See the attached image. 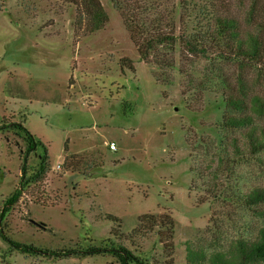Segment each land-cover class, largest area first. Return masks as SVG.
<instances>
[{"label":"rangeland","instance_id":"rangeland-1","mask_svg":"<svg viewBox=\"0 0 264 264\" xmlns=\"http://www.w3.org/2000/svg\"><path fill=\"white\" fill-rule=\"evenodd\" d=\"M98 1L107 20L89 32L68 0H0V124L19 121L41 144L25 176L46 153L43 176L25 184L2 232L46 249L121 245L143 264H186L187 250L195 264H264L239 256L240 241H260L264 229V202L244 201L264 189V107L246 110L258 150L247 127L221 125L239 113L221 93H238L240 79L247 97L264 102V64L257 71L222 58L213 22L228 14L264 36V13L250 17L251 0H155L174 6L175 34L212 30L217 42L205 55L176 42L166 65L163 50L140 60L119 12ZM179 1L194 7L197 22ZM23 148L15 130H0V208L18 186ZM163 215L172 230L160 227ZM0 264L119 263L110 254L20 253L0 239Z\"/></svg>","mask_w":264,"mask_h":264},{"label":"trees","instance_id":"trees-1","mask_svg":"<svg viewBox=\"0 0 264 264\" xmlns=\"http://www.w3.org/2000/svg\"><path fill=\"white\" fill-rule=\"evenodd\" d=\"M75 4L78 9V15H84L87 18V31L91 32L101 28L107 20V15L103 11L98 0H68ZM112 6L119 12L123 25L128 33V36L134 44L138 57L140 60H150L152 54L163 50L161 57L158 61L171 65V58L162 57L166 51H171L176 42H178L182 49L190 54L205 55L209 47L216 45L212 30L203 31L202 34L198 33H174V25L172 23V13L174 6L169 8H161L160 4L155 0H109ZM180 9L185 13H191L192 19L197 22V14H195L194 7L191 11L188 7L183 5V1H179ZM80 4V5H79ZM261 11L264 13V0H251L250 10L248 14L252 16L251 12ZM76 14V15H77ZM180 17V15H179ZM213 22L217 28V32L222 36L221 46L223 48L222 58H227L236 61L240 68L255 67L257 71L263 68L264 64V36L255 30L243 29L240 30L236 19L228 14L215 15ZM259 25V24H258ZM260 28L258 27V30ZM238 93L222 92V99L225 106L237 110L239 113L227 114L221 117L222 127L228 128H243L247 127L246 137L248 139L249 147L252 151L261 148L263 142L254 136L253 131L249 125L252 122L251 114L246 110L260 109L264 107L262 98L257 95L247 97L246 84L244 78L238 81ZM249 103H247V101ZM13 129L21 135L24 148L19 155V181L18 186L3 200L0 208V222L6 212L9 210L12 203L18 198L25 184L30 179L41 178L45 172V151L42 154V159L38 167L33 173L26 175V160L28 154L34 151L37 145H41L39 141L34 140L31 132L19 121H11L8 123H1L0 130ZM236 148V145H235ZM244 201L249 205H254L259 202H264V189H252L245 197ZM108 217H111L108 215ZM145 218L152 221V215H144ZM160 227L167 230H172V220L166 216H159ZM160 239L163 238V233L158 232ZM0 239L6 242L12 249L20 253L35 254L42 253L52 256H89L98 254H110L118 260L119 264H143L136 256H134L127 248L121 245L102 244V245H86L84 247H76L70 249H46L36 247L31 244L18 242L7 237L0 228ZM166 247L163 239L161 240ZM240 261H255L256 259L264 258V229L260 231V241L250 244H244L240 241L239 250ZM195 257L192 256L191 251L187 250V263L195 264Z\"/></svg>","mask_w":264,"mask_h":264},{"label":"built area","instance_id":"built-area-1","mask_svg":"<svg viewBox=\"0 0 264 264\" xmlns=\"http://www.w3.org/2000/svg\"><path fill=\"white\" fill-rule=\"evenodd\" d=\"M109 148L114 149V144L112 142L109 144Z\"/></svg>","mask_w":264,"mask_h":264}]
</instances>
